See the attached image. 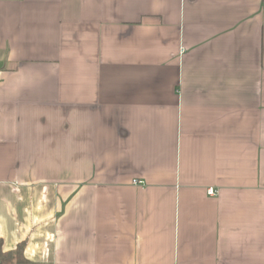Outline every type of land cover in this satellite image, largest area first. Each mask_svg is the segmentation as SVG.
I'll return each instance as SVG.
<instances>
[{
	"label": "crops",
	"instance_id": "0c3cea01",
	"mask_svg": "<svg viewBox=\"0 0 264 264\" xmlns=\"http://www.w3.org/2000/svg\"><path fill=\"white\" fill-rule=\"evenodd\" d=\"M0 243L264 264V0H0Z\"/></svg>",
	"mask_w": 264,
	"mask_h": 264
},
{
	"label": "trees",
	"instance_id": "16d2710c",
	"mask_svg": "<svg viewBox=\"0 0 264 264\" xmlns=\"http://www.w3.org/2000/svg\"><path fill=\"white\" fill-rule=\"evenodd\" d=\"M0 264H28L23 255V245H18L13 251H2L0 243Z\"/></svg>",
	"mask_w": 264,
	"mask_h": 264
},
{
	"label": "built area",
	"instance_id": "2783aa9c",
	"mask_svg": "<svg viewBox=\"0 0 264 264\" xmlns=\"http://www.w3.org/2000/svg\"><path fill=\"white\" fill-rule=\"evenodd\" d=\"M207 193H208L209 195H215V194H216V191H215L214 189H212V188H209V189L207 190Z\"/></svg>",
	"mask_w": 264,
	"mask_h": 264
}]
</instances>
